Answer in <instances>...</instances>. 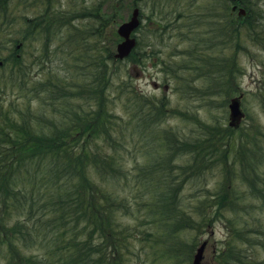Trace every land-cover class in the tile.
<instances>
[{"label": "trees", "instance_id": "trees-1", "mask_svg": "<svg viewBox=\"0 0 264 264\" xmlns=\"http://www.w3.org/2000/svg\"><path fill=\"white\" fill-rule=\"evenodd\" d=\"M33 1L26 8L40 13L13 37L14 0H0V264L137 263L128 257L132 241L147 248L154 235L139 236L118 214L158 227L156 244L169 247L156 253L163 260L190 264L197 239L221 223L227 235L213 248L214 263L260 264L252 258L264 248L253 216L264 208L260 127L242 131L245 106L238 128L209 126L170 108L168 98L142 95L128 68L142 71L155 59L181 102L211 109L234 96L241 104L236 57L264 51V0ZM133 12L134 48L115 58L117 24ZM255 96L264 108V91ZM171 119L198 128L188 135L161 127ZM215 172L221 180L208 200L199 194L193 219L182 210L181 187ZM236 172L243 192L233 186ZM191 231L185 244L180 234Z\"/></svg>", "mask_w": 264, "mask_h": 264}, {"label": "rangeland", "instance_id": "rangeland-1", "mask_svg": "<svg viewBox=\"0 0 264 264\" xmlns=\"http://www.w3.org/2000/svg\"><path fill=\"white\" fill-rule=\"evenodd\" d=\"M207 1V0H206ZM28 3L25 4L24 8H13L15 4V0L12 5V10L15 18V25L13 29L11 30L15 37L17 34V31H19L21 25L24 23L25 18L32 19L34 16L38 15L40 13V9L38 8L37 5H35L34 8H26L27 5L32 4L34 1L33 0H27ZM67 3V0H60L59 5L61 7H65ZM200 3L202 1L200 0ZM129 14V13H128ZM128 14H125L128 17ZM126 17V19H127ZM126 19L124 21H126ZM123 21H119L117 24V27L119 26L120 23ZM168 44V49L173 45V42H167ZM9 47V46H8ZM182 48H185V46H182ZM248 50L250 51L249 55L240 53L236 58L238 65H240V68L242 69V72L244 75L242 77H239V83H240V89L243 91V93H246V96L244 97V100L241 101L242 108L244 110V113H247L249 116V119H244L241 121V128L242 131H246L252 124L258 125L259 132L261 134H264V108L260 106L258 102V98H256V93L258 92H263L264 91V51L259 50V48H253L249 47ZM142 52V51H141ZM242 52V51H241ZM117 55V52H115ZM252 56V57H250ZM158 60L152 59L150 62L153 63V66L151 64H147L145 69L142 71H137V69H132L128 68V73L130 76H132L131 84L140 91L142 95L145 96H153L155 98H168L170 100L169 107L170 108H175L178 107L180 109H188L190 113H196L197 117L200 118L202 122L209 126H222L226 127L227 125V119H228V112H227V104L223 107L215 106L211 109H206V108H200L197 107L196 102H190V101H185L181 102V100L177 97V95L174 92V87L173 83L169 81L168 79L163 76L159 70L160 68L156 65ZM132 67V66H131ZM159 69V70H158ZM36 75L37 72L31 70L30 74ZM153 83H156L153 87ZM197 85L199 83H196ZM255 94V95H254ZM254 95V96H253ZM211 100L214 101V103H219L221 102V99L218 96H212ZM257 101V102H256ZM168 107V108H169ZM241 108V109H242ZM117 113L122 114L121 110H119L118 106L115 109ZM162 128L164 129H175L181 131L183 134H190L193 131H195L198 127L194 124L190 123H182L179 119H171L164 124L161 125ZM264 145V141L262 142ZM131 151L130 149H128ZM136 152H143V148L139 147L138 149H134ZM128 155V159H129ZM135 158L137 159L140 164L144 163V157L141 154H136L134 155ZM125 161L128 163V166L126 168L128 169L130 166L133 165V162L131 160L125 159ZM239 170L237 169V172ZM262 173L264 174V168H262ZM236 174L232 177L234 179L233 186L235 189H237L239 192H243L246 190L245 186L241 183V180ZM220 176L217 174V172L211 174H205L202 175L199 178L194 179L193 181L186 182L184 186L181 187V192L179 195V201L182 202V210L190 217L193 219L197 218V215H199L197 212H195L194 207L201 201L204 197V200H208L210 198L211 192L215 191V185L220 182ZM120 191L121 188H118ZM199 194H202L200 196ZM150 203L149 205H151ZM151 206H149V209ZM140 211L136 213L141 219H143V216L145 215L144 208L142 205L140 208H138ZM119 216L117 217V220L120 224L125 225L128 224L130 227H135V229L138 230V235L144 236V232L146 231L151 232V234L154 235L152 239L149 240V242L146 244L147 248L144 246L143 243H139L138 241H132V246H133V253L134 256L131 254L128 256L129 259L134 262L137 260V263L133 264H175L172 261L168 260H163L164 256L158 257L156 256V253H158L159 250L163 251L166 248H169L164 245L156 244L155 238H157V235L155 234L156 231H158V227H150L149 224L146 223H135L127 218L126 216L122 217L123 215L118 214ZM259 219L261 222L262 226L264 227V208H262V211L259 213H255L253 215ZM132 224V225H131ZM221 223H217L213 225L211 228L206 229V233L201 236V240H206L207 241V247L204 249V257L202 259V264H215L214 261L211 259V257L214 255L213 253V248H222L224 246L223 240L226 238L227 232L222 228ZM152 226V225H151ZM160 231V230H159ZM139 235V236H140ZM193 231L188 232V233H182L180 234V238L185 244H189L190 238L194 237ZM261 240H264L263 237H256ZM199 243V238L197 239ZM243 242H240L239 244L237 243L235 246L241 248H248ZM143 247L142 250L140 248ZM249 250V249H248ZM250 251V250H249ZM252 251H254V256L252 257L254 260L258 261L260 264H262L261 259L263 260L264 257V248H254ZM251 252V251H250ZM145 253V254H142ZM137 255V259H136ZM139 257V258H138ZM173 259V258H171ZM131 263V262H130ZM190 263V261H189ZM182 264H187V262H184Z\"/></svg>", "mask_w": 264, "mask_h": 264}, {"label": "water", "instance_id": "water-1", "mask_svg": "<svg viewBox=\"0 0 264 264\" xmlns=\"http://www.w3.org/2000/svg\"><path fill=\"white\" fill-rule=\"evenodd\" d=\"M132 18L129 19L127 22H124L122 24L119 25L118 29L116 30V33L119 37H121L123 39V41L119 44L116 45V52L117 55H115V58L118 59H123L125 56L128 55V53L130 52V50L133 49V40L130 39V34L131 32H133L134 30H136V28L138 27V22L136 20L137 15L136 12L132 13ZM153 87L154 85H156L155 83L152 84ZM241 97H235V98H231L229 99L228 102V121H227V126L231 127V128H238L239 127V122L241 121V119L244 118V115L241 111V104H240V99ZM204 247H206V243L202 242V244L197 247L195 249V252L193 253L194 256L191 259V264H201L202 261V257H203V251H204Z\"/></svg>", "mask_w": 264, "mask_h": 264}, {"label": "bare ground", "instance_id": "bare-ground-1", "mask_svg": "<svg viewBox=\"0 0 264 264\" xmlns=\"http://www.w3.org/2000/svg\"><path fill=\"white\" fill-rule=\"evenodd\" d=\"M152 160V159H151ZM151 162H153V161H151Z\"/></svg>", "mask_w": 264, "mask_h": 264}, {"label": "flooded vegetation", "instance_id": "flooded-vegetation-1", "mask_svg": "<svg viewBox=\"0 0 264 264\" xmlns=\"http://www.w3.org/2000/svg\"><path fill=\"white\" fill-rule=\"evenodd\" d=\"M139 22V21H138ZM140 26V25H139Z\"/></svg>", "mask_w": 264, "mask_h": 264}]
</instances>
